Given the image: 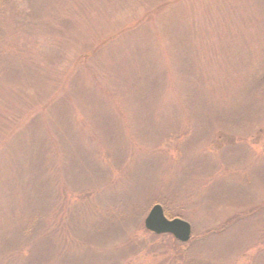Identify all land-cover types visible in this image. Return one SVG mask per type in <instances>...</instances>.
I'll use <instances>...</instances> for the list:
<instances>
[{
	"label": "rangeland",
	"instance_id": "1",
	"mask_svg": "<svg viewBox=\"0 0 264 264\" xmlns=\"http://www.w3.org/2000/svg\"><path fill=\"white\" fill-rule=\"evenodd\" d=\"M0 264H264V0H0Z\"/></svg>",
	"mask_w": 264,
	"mask_h": 264
},
{
	"label": "water",
	"instance_id": "2",
	"mask_svg": "<svg viewBox=\"0 0 264 264\" xmlns=\"http://www.w3.org/2000/svg\"><path fill=\"white\" fill-rule=\"evenodd\" d=\"M143 227L156 235L170 234L179 242H187L191 236L190 224L179 218H168L160 204H154L143 220Z\"/></svg>",
	"mask_w": 264,
	"mask_h": 264
},
{
	"label": "trees",
	"instance_id": "3",
	"mask_svg": "<svg viewBox=\"0 0 264 264\" xmlns=\"http://www.w3.org/2000/svg\"><path fill=\"white\" fill-rule=\"evenodd\" d=\"M63 91H64V94H65V96L67 97V91H66V89L63 87ZM87 128H88V126H87ZM96 139H97V136H96ZM98 140V139H97ZM40 159H42V158H40ZM108 171L110 172V168H108ZM90 179V178H89ZM46 209V208H45ZM46 211V213H43L42 215L43 216H46L47 215V217H50V215H49V211L48 210H45ZM117 222H119L120 223V225L123 227L124 226V222L123 221H119V220H117ZM123 231V236H122V238H124V237H126L128 234H126V232L124 231V229L122 230ZM48 240V237H45L44 238V240L43 241H47ZM127 247H130V243H126L122 248L123 249H119V251H125V250H129L130 248H127Z\"/></svg>",
	"mask_w": 264,
	"mask_h": 264
}]
</instances>
